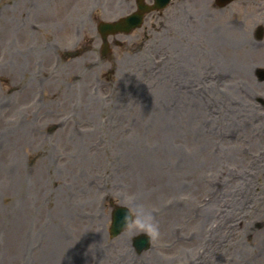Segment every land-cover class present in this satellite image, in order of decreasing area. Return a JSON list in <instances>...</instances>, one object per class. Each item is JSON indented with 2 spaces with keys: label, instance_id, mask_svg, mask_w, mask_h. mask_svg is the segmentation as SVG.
Wrapping results in <instances>:
<instances>
[{
  "label": "rangeland",
  "instance_id": "1",
  "mask_svg": "<svg viewBox=\"0 0 264 264\" xmlns=\"http://www.w3.org/2000/svg\"><path fill=\"white\" fill-rule=\"evenodd\" d=\"M6 1L0 264H264V83L247 67L264 62L248 60L232 9L174 2L103 57L96 23L120 8L76 0L68 18L45 1L41 26L25 15L10 40ZM54 43L76 56L56 61ZM118 205L133 220L111 237Z\"/></svg>",
  "mask_w": 264,
  "mask_h": 264
},
{
  "label": "flooded vegetation",
  "instance_id": "2",
  "mask_svg": "<svg viewBox=\"0 0 264 264\" xmlns=\"http://www.w3.org/2000/svg\"><path fill=\"white\" fill-rule=\"evenodd\" d=\"M205 2L206 0H198L194 6L200 7ZM230 5V25L239 30L241 41L247 47V55H253L248 56V60L264 62V0H234Z\"/></svg>",
  "mask_w": 264,
  "mask_h": 264
},
{
  "label": "water",
  "instance_id": "3",
  "mask_svg": "<svg viewBox=\"0 0 264 264\" xmlns=\"http://www.w3.org/2000/svg\"><path fill=\"white\" fill-rule=\"evenodd\" d=\"M140 18L141 17L138 15L136 17L129 18V21L128 20L127 21L129 23L131 22V23H135V24L139 25ZM107 29H109L110 31H119L120 29H122V26H121V24H117L114 27V25L106 24V25L100 27L101 31H105ZM126 219L128 220L127 214L125 211H123L122 209H118V210L114 211V213H113V226H112V230H111L112 235L118 233L120 231L119 229L123 228L126 225V222H125ZM119 221H121V223Z\"/></svg>",
  "mask_w": 264,
  "mask_h": 264
},
{
  "label": "bare ground",
  "instance_id": "4",
  "mask_svg": "<svg viewBox=\"0 0 264 264\" xmlns=\"http://www.w3.org/2000/svg\"><path fill=\"white\" fill-rule=\"evenodd\" d=\"M236 62H241V61H236ZM22 67L23 66L20 64L17 68L14 69V71L18 72L19 70H21ZM235 67L236 68L234 69V71L236 72L239 69V64H236ZM240 68L241 70H244L243 64H240ZM164 119H166V116L163 114V116L159 118V121H163ZM40 261H41V264H54V260L52 257H50V255H43V257L40 258Z\"/></svg>",
  "mask_w": 264,
  "mask_h": 264
},
{
  "label": "clouds",
  "instance_id": "5",
  "mask_svg": "<svg viewBox=\"0 0 264 264\" xmlns=\"http://www.w3.org/2000/svg\"><path fill=\"white\" fill-rule=\"evenodd\" d=\"M131 218H129L130 220ZM152 217L151 216H146L142 220H139V223L141 226H147L148 229L152 232L153 235L158 234V229L157 227L151 223Z\"/></svg>",
  "mask_w": 264,
  "mask_h": 264
}]
</instances>
